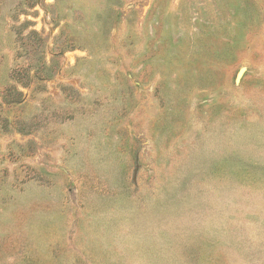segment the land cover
<instances>
[{
  "label": "rangeland",
  "instance_id": "rangeland-1",
  "mask_svg": "<svg viewBox=\"0 0 264 264\" xmlns=\"http://www.w3.org/2000/svg\"><path fill=\"white\" fill-rule=\"evenodd\" d=\"M0 264H264V0H0Z\"/></svg>",
  "mask_w": 264,
  "mask_h": 264
}]
</instances>
